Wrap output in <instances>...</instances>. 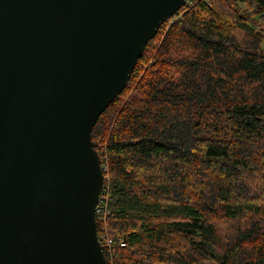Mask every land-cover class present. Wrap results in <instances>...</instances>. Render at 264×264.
<instances>
[{"label": "trees", "instance_id": "1", "mask_svg": "<svg viewBox=\"0 0 264 264\" xmlns=\"http://www.w3.org/2000/svg\"><path fill=\"white\" fill-rule=\"evenodd\" d=\"M92 139L108 264H264V0L189 1Z\"/></svg>", "mask_w": 264, "mask_h": 264}, {"label": "water", "instance_id": "2", "mask_svg": "<svg viewBox=\"0 0 264 264\" xmlns=\"http://www.w3.org/2000/svg\"><path fill=\"white\" fill-rule=\"evenodd\" d=\"M191 0H0V264H108L92 139Z\"/></svg>", "mask_w": 264, "mask_h": 264}, {"label": "built area", "instance_id": "3", "mask_svg": "<svg viewBox=\"0 0 264 264\" xmlns=\"http://www.w3.org/2000/svg\"><path fill=\"white\" fill-rule=\"evenodd\" d=\"M107 179V177H106ZM108 199H109V191L105 189V185L103 191L100 195L98 205L96 207V219L97 222H100L103 226V229L99 233L98 231V239L105 249L110 252V248L113 244V240L110 238L109 233L107 231L108 227ZM106 254V253H105ZM107 257V256H106Z\"/></svg>", "mask_w": 264, "mask_h": 264}]
</instances>
